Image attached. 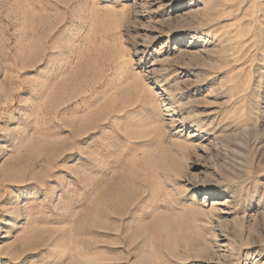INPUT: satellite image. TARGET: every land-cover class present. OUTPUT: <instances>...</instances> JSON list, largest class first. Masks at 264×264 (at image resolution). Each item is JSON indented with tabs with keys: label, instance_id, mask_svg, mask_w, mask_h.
I'll return each instance as SVG.
<instances>
[{
	"label": "rangeland",
	"instance_id": "374dc122",
	"mask_svg": "<svg viewBox=\"0 0 264 264\" xmlns=\"http://www.w3.org/2000/svg\"><path fill=\"white\" fill-rule=\"evenodd\" d=\"M0 264H264V0H0Z\"/></svg>",
	"mask_w": 264,
	"mask_h": 264
}]
</instances>
